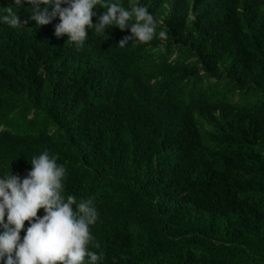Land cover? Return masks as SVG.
I'll use <instances>...</instances> for the list:
<instances>
[{
    "label": "trees",
    "instance_id": "16d2710c",
    "mask_svg": "<svg viewBox=\"0 0 264 264\" xmlns=\"http://www.w3.org/2000/svg\"><path fill=\"white\" fill-rule=\"evenodd\" d=\"M139 3L166 37L123 48L127 29H90L77 49L58 18L37 27L13 8L0 173L55 154L64 195L98 209L101 264H264V0Z\"/></svg>",
    "mask_w": 264,
    "mask_h": 264
},
{
    "label": "clouds",
    "instance_id": "9594fccd",
    "mask_svg": "<svg viewBox=\"0 0 264 264\" xmlns=\"http://www.w3.org/2000/svg\"><path fill=\"white\" fill-rule=\"evenodd\" d=\"M25 5L37 27L58 18L54 34H66L77 49L90 29L97 35H105L106 28L127 29L130 35L119 41L120 48L166 37L139 0H129V7L121 0H14V6H0V26L20 27L13 8ZM97 8L103 9L100 15ZM30 164L24 177L11 170L0 173V264H101L103 252L92 250L100 248L91 231L99 218L93 200L64 195L67 169L47 149L33 155Z\"/></svg>",
    "mask_w": 264,
    "mask_h": 264
}]
</instances>
